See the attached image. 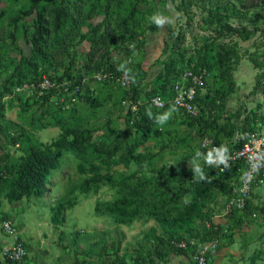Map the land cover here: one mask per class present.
<instances>
[{
    "label": "trees",
    "instance_id": "trees-1",
    "mask_svg": "<svg viewBox=\"0 0 264 264\" xmlns=\"http://www.w3.org/2000/svg\"><path fill=\"white\" fill-rule=\"evenodd\" d=\"M141 1L32 0L28 7L20 9V12L12 18L16 23L35 12L32 31L27 38L31 53L20 57L10 76L0 85V132L10 138L13 145L18 142L16 146L20 147L21 151L18 156H11L7 152L3 157L5 160H0L2 163L0 164V198L13 203L24 198L43 197L49 191L47 185L52 171L60 167L63 155L70 153L77 158L78 172L84 174V177L78 182L71 181L66 185L63 194L50 207L52 224L58 225L63 222L65 211L75 205L76 192L96 193L106 184L115 187L114 197L95 201L97 215L110 217L116 224L129 225L136 219L145 221L153 219L156 223L149 228L147 234V236L152 234L154 238V249L145 250V254L140 253V257L153 255L161 257L167 251L190 257L193 249L200 242L216 236L221 243L222 239L230 238L235 232L248 228L251 222L264 215V206L261 208L256 206L252 192L244 208H234L229 215L222 216L226 218L224 225L217 223L214 215L208 210L201 214L204 207L210 202H215V195L222 194L226 198L232 195L238 177L243 174L244 169L242 163H239L233 166L229 173H218L210 164L209 152H207L208 164L202 167L184 168L178 164L182 161L179 157L176 163L166 164L162 169H157L156 174L152 170H143L140 171L141 175L138 179L130 181V177L139 174V168L145 164H153L154 159L161 152V149L160 152L154 151L152 147L145 148V152L139 151V147L146 141L162 138L165 134V126L162 124L165 116L162 112L169 109L153 108L148 103L150 96L160 93L164 98L171 97L173 82L186 69L191 70L193 74L201 75L202 84L195 83L196 95L193 99L197 113L191 115L181 108L176 111L170 110V113H173L172 116L182 118L188 126L196 127L202 136H208L225 151L232 150L242 143V139L236 138L237 133L245 134L264 126V110H249L242 104L235 109H228L229 96L233 91L228 64L237 55L236 43L217 42L215 46L213 38L205 36L195 56L186 55L187 49L181 46L182 43L178 38L175 39V45H169L165 41L161 52L162 58L159 59L162 66L155 77L157 85L151 86L146 91L140 77L145 56L143 51L145 33L147 30L153 31L156 23L155 21L145 23L149 13L140 9ZM261 1L264 0H197L196 2L200 8L208 6L205 22L211 26L215 24L216 28L218 27L217 37L221 38L227 34L240 35L249 32L242 25V17L248 16L251 12H254L251 20L255 25L253 30L260 29L261 26L256 24L258 16L255 18V11ZM220 8H223V11H220ZM97 15H103L102 20L91 22ZM231 17L238 18V28L233 27L228 21ZM260 19L264 24V17ZM262 29L261 35L264 38V25ZM85 40L89 46L85 52H81L79 45ZM133 41L135 44L131 47L129 44ZM262 45L264 46V43L260 46ZM254 46L258 48L256 43H253L252 47ZM117 50L125 52L127 60L122 64H118L114 59L113 54ZM256 52H259V55L251 54V60L254 65L264 69V59L259 60L264 56V50ZM101 69L126 71L130 75V89L122 90L120 98L130 95L133 99H143L136 123H130L129 116L122 112L123 108L120 105L119 113L124 119V127L120 130L115 128L112 133H105L95 140L93 130L68 121L73 114L76 115L80 107L99 105V99L92 98L89 89L84 88V100L78 99L70 108H65L63 104L57 102L56 90L48 91L40 97L27 95L23 99L18 95V99L22 101V109H29L34 104H39L40 109L44 111L42 113L51 111L53 119H50L48 124L59 125L61 128L58 136L50 142L36 145L28 138L21 142V138L26 133L24 127L5 117L3 97L7 93L14 95L12 85L36 81L43 73L49 74L59 82L65 79L82 82L86 75H92ZM212 69L217 70V75H212L210 78ZM260 77L257 76L256 89L262 80ZM11 126L16 130H13V135L7 132ZM190 142L191 139L187 141ZM163 144L166 146V143ZM196 148H193V151L196 150L195 153H198L197 150L205 151L200 148L199 143ZM189 154L184 159L192 158ZM119 165L135 170L123 180H115L111 168ZM221 209L222 207H218L216 211L220 213ZM4 219H10L15 224L9 213H2L0 222ZM0 229L3 232L1 226ZM190 238L196 240L195 245L188 243ZM180 241H185L186 247H179L177 243ZM21 243L28 252L22 238ZM247 245L245 243L244 247L247 248ZM106 247L107 245H103L102 249ZM110 247L112 252L106 254L112 257L111 264H126L124 258L118 254L120 241L114 240ZM102 249L95 253L96 256L101 257L100 264H103ZM90 255L93 253L90 252ZM27 259L28 255L23 261ZM259 261H264V250L256 248L252 258L247 262L256 264ZM85 262H87L86 258L76 259L74 264Z\"/></svg>",
    "mask_w": 264,
    "mask_h": 264
},
{
    "label": "rangeland",
    "instance_id": "rangeland-1",
    "mask_svg": "<svg viewBox=\"0 0 264 264\" xmlns=\"http://www.w3.org/2000/svg\"><path fill=\"white\" fill-rule=\"evenodd\" d=\"M196 1L142 0L139 3V7L149 13L145 19V23H150L157 19L161 20L163 25L156 24V28L158 26H160V30L163 28L164 33L160 31V34L162 33L165 41L169 45H172L176 43L175 39L178 38L180 43H182L181 46L187 49V56L196 55L197 49L201 48L204 36L213 38L212 40L215 46L217 42H227L228 44L236 43L237 55L228 64L230 79L233 83V91L229 96V106L231 109H235L239 104H242L249 110L256 109L263 111L264 69L261 66L254 65L251 60L252 56L250 55H259V52L256 51L264 50V46H260L264 43V38L261 35L264 24L260 19V17H264V1L260 2L255 11V18L258 16L256 24L261 26L260 29L257 31L253 30L255 25L251 20L254 17V12H251L248 16L242 17V25L249 32H243L240 35L236 33L227 34L221 38L217 37L218 27L216 28L215 24L211 26L205 22V18L208 15V6L200 8V5ZM31 2L32 0H0V85L10 76L15 63L19 62L20 55L26 54L28 56L31 53V46L27 38L32 31V20L35 12L18 20L16 23L12 19L20 12V9L28 7ZM220 11H223V8H220ZM99 16L100 18L103 17V15H97L91 22H95ZM228 21L233 27H239L238 18L231 17ZM83 28L85 29L86 26ZM253 43H256L258 48L256 46L252 47ZM162 50L163 48H154L153 51L151 50V53L155 56L156 53L159 51L162 52ZM167 50L169 51V48ZM161 52L159 57L153 59L151 63L156 64L153 67L156 68L157 66L159 70L162 66L159 63V59L162 58ZM124 54L125 52L123 50L115 51L114 58L118 64H122L124 60H127ZM262 59H264V56L259 58V60ZM142 70L144 71L143 68ZM210 74V78H212V75H217V70L212 69ZM258 75L261 76L260 78L262 80L256 89ZM87 76V85L85 84L84 88L85 86L88 88L91 87L98 91H96V94L100 101L99 105L95 107H89L87 105L80 107L76 115L73 114L72 117L68 118V121H71V123L77 126H84L93 130L94 139L96 140L105 133H112L115 128L120 130L124 127V119L119 113V107L121 105V102L119 103L121 100L120 95L124 89L115 82L105 85L95 82L91 78V75ZM156 81V78H154L152 81H148L149 84H142V86L147 91L151 86L157 85ZM104 85L111 92V97L108 100L105 97ZM15 86L12 85L13 88ZM18 95L23 99L27 97L26 92L14 93V95L7 93L4 95L3 101L4 103L8 102L9 105L12 101L19 100ZM10 110L16 117L17 121L14 122L20 123L26 131L25 136L21 138V142L28 138L36 145L47 143L57 137L61 131L59 125L48 124L50 123L49 120L53 119L51 111L42 113L44 111L40 109L39 104H34L29 109H22V106H20L19 108H11ZM162 114L165 116L162 122L165 126L164 136L146 141L139 147V151L141 152H145V148L147 147H152L154 151L161 149V152L159 151L160 153L154 159L153 164H145L139 168V174L130 177V181L138 179L143 170H152L156 174L157 169H162L166 164L176 163L179 157L182 158V161L180 160L181 162L178 164L184 168L202 167L208 164V151L197 150L198 153H195L196 150L193 151V148L197 149L196 146L204 135L202 136L196 127L192 128L188 126L182 118L172 116L173 113H170V110H164ZM13 130L16 131L13 126L8 128L11 135L14 134ZM190 139L191 142L187 143ZM8 141L10 142V138H8ZM163 143H166V146ZM16 144L18 145V142ZM11 145L13 149L9 154L11 156L20 155V147ZM187 154L192 158L184 159ZM111 169V174L115 180H123V178L135 170L131 167H124L123 165L114 166ZM83 177L84 174H80L77 169V158L70 153H66L61 158L60 167L52 171L49 184L47 185L49 191L43 197L37 199L34 197L29 199L24 198L21 201L11 204L3 198H0V216L2 213H9L14 218L17 230L20 233V238L24 240L27 248L28 245L30 246L31 253L28 254V259L23 261L24 263L31 264L35 256V260L43 256L41 258L43 260L38 264H63V262L65 264H74L76 261L75 256L72 254H60L58 253L59 249H75L76 251H85L88 249L91 253H98L101 251L103 245L110 246L117 239L120 241L118 254L124 258L126 264H135L134 261L140 253L145 254V250L154 249L155 241L152 234L147 236L149 228L156 225L153 219L146 221L136 219L129 225L116 224L110 217L95 213L96 200H105L114 197L115 187L106 184L96 193L92 191L87 194L76 192L77 199L75 205L65 211V219L63 222L58 225L52 224L50 207L63 194L66 185L70 184L71 181L78 182ZM253 193L254 195L252 196L256 206L258 208L263 207L264 185L256 186ZM215 197L216 204L215 202H210L204 207L201 214H204L208 210L214 215V218H218L215 217L218 214L216 210L218 207H223L227 198L222 194H217ZM246 232L250 233L251 241L249 245L251 246L247 245V248L243 247L244 254L248 256L249 251L254 252L256 248L264 250V215L259 216L253 223L251 222ZM4 240V233L0 229V248H3L6 244ZM2 248L0 249V260H3L1 256ZM83 257L87 258V262L84 264H88V261L100 264L99 262L101 261V257L96 256V254L90 255L89 257H87V254L80 255V258ZM256 264H264V261H259Z\"/></svg>",
    "mask_w": 264,
    "mask_h": 264
},
{
    "label": "built area",
    "instance_id": "built-area-1",
    "mask_svg": "<svg viewBox=\"0 0 264 264\" xmlns=\"http://www.w3.org/2000/svg\"><path fill=\"white\" fill-rule=\"evenodd\" d=\"M134 44L135 41L129 45L132 47ZM91 78L98 83L115 82L125 90H129L131 86V77L126 71L116 72L101 69L95 71ZM83 82V80L82 82H74L68 79L59 82L49 74L43 73L36 81L16 85L13 88V94L26 92L29 96L40 97L48 91L56 90L57 102L63 104L65 108H70L78 99L84 100ZM195 83L202 84L201 75L193 74L191 70L186 69L173 82V95L171 97L164 98L160 93H155L150 96L148 103L157 110L168 108L171 111H176L181 108L186 113L195 115L197 113L196 105L193 102L196 95ZM141 105H143V100L133 99L130 95L121 100L123 112L129 116L131 124L136 123ZM236 138L242 139V143L229 151L222 150L208 136L199 140L200 148L210 153V164L218 173H229L232 167L239 163L244 166L243 174L238 184L233 188L232 195L227 198L220 213L215 217H225L234 208H244L254 188L258 185H264V126L245 134L237 133ZM15 145L17 144L15 143ZM0 226L8 240L1 250L2 258L11 263L21 264L28 252L21 243L17 227L10 219H4ZM195 242L194 238L188 240L190 245H195ZM177 245L186 247V242L180 241ZM219 245L220 240L216 236L204 240L193 249L190 258L195 264H208L209 254Z\"/></svg>",
    "mask_w": 264,
    "mask_h": 264
},
{
    "label": "crops",
    "instance_id": "crops-1",
    "mask_svg": "<svg viewBox=\"0 0 264 264\" xmlns=\"http://www.w3.org/2000/svg\"><path fill=\"white\" fill-rule=\"evenodd\" d=\"M97 19L95 22L102 20V18H100V16H99V18L97 17ZM160 31L162 33H164L163 28L160 30V26H158L153 31L147 30V32L145 33V39L146 40H145V45L143 48L144 49L143 51H145L144 52L145 56H144V59L142 61V67H141L144 69V71L142 70L141 75H140V77H142V84L143 85L144 84L146 85V83H148V81L149 82L152 81V79H154L156 77L157 73L159 72V68L157 66H156V68L153 67L156 64H151V63L153 62V59H157L159 57L161 51H159V52L157 51L158 53H156V55L153 56V54L151 53V50L153 51L154 48H159V49L163 48L162 46L164 45L165 39L163 38L162 33L160 34ZM88 46H89L88 42L85 40L79 45V50L81 52H85V50L88 49ZM22 55H26V54H21L20 57ZM113 56H114V54H113ZM87 78H88V76L83 78V81H84L83 84L84 85L86 84ZM109 83H111V82L102 83V84L107 85ZM105 85L103 86V88L105 90V97L108 100V98L111 97V92L109 89H107L105 87ZM85 88H87V90L89 89L88 91L91 92L90 95L92 98H95V97L98 98V96L96 94L97 90L95 88H91V87L90 88L85 87ZM102 96H103V94H102ZM141 100H143V99H141ZM20 106H22V101H20V100H14L9 105H8V102H6L5 103V117L9 120L17 121L16 117L14 116V113H12V111L10 109L11 108H19ZM228 109H231V107L229 106ZM7 132H9V131L7 130ZM11 144L12 143H10L8 141V137H6L5 134L0 132V160L4 161L5 159L3 160V157L6 155L7 152L10 153V151L13 149L12 148L13 146ZM0 164H2V163H0ZM240 177H241V174L239 175L238 178L240 179ZM238 182H239V180H238ZM225 220H226V218H223V217L215 218V221L217 223H220L221 225L222 224L224 225ZM247 229L248 228H245L241 232H235L230 238H227L225 240L222 239L220 245L214 251H212L209 254L208 264H231V262H233V264H242V263L246 264L247 260L251 259L252 254H253V252H250V251L248 253V256H246L244 254V249H243L244 244L247 243L248 246H251V245H249V243L251 241L250 236H249L250 233L246 232ZM4 241H5V243L8 241L6 236H5ZM85 251H87V257H89L90 256V250L86 249ZM85 251H76L75 249H73V250H71V249L60 250L59 249L58 253L63 254V255L72 254L75 256V259L83 260L85 257L80 258V255L81 256L85 255ZM102 251L104 252V256L102 259L103 264H111L112 257L108 256L106 254V253L110 254L112 252L111 247L107 246L106 248L102 249ZM30 253H31V249H30V246L28 245V254H30ZM93 255H95V253H93ZM29 257H31V256H29ZM42 257L43 256H41L39 259L35 260L36 259V256H35V258L33 259V263H31V264H38L41 260H43V259H41ZM47 257H49V256H47ZM54 257H55V255H54ZM146 257L145 258L140 257V254H139L137 259L134 261L135 264H195L191 260L190 257H188L184 254L172 252V251H167V253L163 254L161 257H158L157 255H153L152 257H148V256H146ZM0 264H10V263L3 259V260H0ZM22 264H26V263L23 262ZM63 264H65V262H63ZM88 264H95V263L88 261Z\"/></svg>",
    "mask_w": 264,
    "mask_h": 264
},
{
    "label": "clouds",
    "instance_id": "clouds-1",
    "mask_svg": "<svg viewBox=\"0 0 264 264\" xmlns=\"http://www.w3.org/2000/svg\"><path fill=\"white\" fill-rule=\"evenodd\" d=\"M155 23H156L157 25H163V22H162L161 20H159V19H157V20L155 21ZM209 159H211V157H209ZM221 159H222V157H221Z\"/></svg>",
    "mask_w": 264,
    "mask_h": 264
}]
</instances>
